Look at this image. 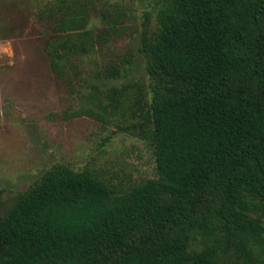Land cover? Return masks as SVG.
<instances>
[{
  "label": "trees",
  "instance_id": "16d2710c",
  "mask_svg": "<svg viewBox=\"0 0 264 264\" xmlns=\"http://www.w3.org/2000/svg\"><path fill=\"white\" fill-rule=\"evenodd\" d=\"M146 1L148 83L136 85L137 121L123 128L151 148L155 177L123 189L90 170H48L9 205L0 198V264H264V0ZM91 6L55 0L48 10L51 68L68 82L72 57L124 22L103 12L96 32ZM131 88L75 116L106 120Z\"/></svg>",
  "mask_w": 264,
  "mask_h": 264
},
{
  "label": "rangeland",
  "instance_id": "374dc122",
  "mask_svg": "<svg viewBox=\"0 0 264 264\" xmlns=\"http://www.w3.org/2000/svg\"><path fill=\"white\" fill-rule=\"evenodd\" d=\"M55 0H0V198L4 206L48 170L65 165L90 170L115 188L126 189L155 177L151 148L123 127L137 121L129 108L136 85L146 86L140 52L146 0H93L92 27L105 32L101 14L121 13V28L101 40L83 60L73 56L69 82L52 70L47 42L56 34L48 14ZM155 15L149 20L155 27ZM116 66L121 74L106 77ZM97 83L96 88L91 83ZM133 87L125 107L106 120L76 115L99 109L113 87ZM131 89H129L131 91ZM110 108V107H109ZM229 264H239L235 261Z\"/></svg>",
  "mask_w": 264,
  "mask_h": 264
}]
</instances>
